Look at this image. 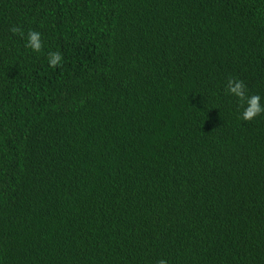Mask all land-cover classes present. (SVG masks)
Returning a JSON list of instances; mask_svg holds the SVG:
<instances>
[{"label": "trees", "instance_id": "trees-1", "mask_svg": "<svg viewBox=\"0 0 264 264\" xmlns=\"http://www.w3.org/2000/svg\"><path fill=\"white\" fill-rule=\"evenodd\" d=\"M229 76L264 95V0H0V264H264Z\"/></svg>", "mask_w": 264, "mask_h": 264}, {"label": "clouds", "instance_id": "clouds-1", "mask_svg": "<svg viewBox=\"0 0 264 264\" xmlns=\"http://www.w3.org/2000/svg\"><path fill=\"white\" fill-rule=\"evenodd\" d=\"M12 33L19 34L25 39L24 47L31 52L40 54L45 48L43 33L35 29H29L25 33L22 27L13 26ZM64 57L60 51H52L47 54L50 67H58ZM226 95L233 97L238 107V118L244 122L254 121L257 117L264 116V95L251 93L247 84L238 77L229 76L225 85ZM158 264H168L167 260L160 259Z\"/></svg>", "mask_w": 264, "mask_h": 264}, {"label": "bare ground", "instance_id": "bare-ground-1", "mask_svg": "<svg viewBox=\"0 0 264 264\" xmlns=\"http://www.w3.org/2000/svg\"><path fill=\"white\" fill-rule=\"evenodd\" d=\"M228 167V166H227ZM236 187V186H235ZM188 196V195H187Z\"/></svg>", "mask_w": 264, "mask_h": 264}]
</instances>
